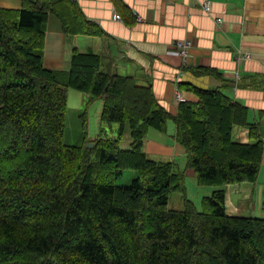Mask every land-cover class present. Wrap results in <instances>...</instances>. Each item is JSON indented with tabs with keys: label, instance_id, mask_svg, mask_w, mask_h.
<instances>
[{
	"label": "trees",
	"instance_id": "1",
	"mask_svg": "<svg viewBox=\"0 0 264 264\" xmlns=\"http://www.w3.org/2000/svg\"><path fill=\"white\" fill-rule=\"evenodd\" d=\"M50 13L66 33L102 34L72 0L0 8V264H264V217L230 215L225 188L257 181L260 119L221 88L193 82L179 87L197 101H181L173 115L151 86L104 72L94 52L74 49L67 71L46 68ZM69 88L102 100L100 120L119 124L117 138L87 140L93 147L65 143ZM169 120L185 149L184 169L144 150L150 130L166 133ZM235 126L249 129V142L234 140ZM127 168L140 176L116 185ZM187 168L197 184L217 187L201 209L188 196ZM177 191L183 210L169 207Z\"/></svg>",
	"mask_w": 264,
	"mask_h": 264
},
{
	"label": "crops",
	"instance_id": "2",
	"mask_svg": "<svg viewBox=\"0 0 264 264\" xmlns=\"http://www.w3.org/2000/svg\"><path fill=\"white\" fill-rule=\"evenodd\" d=\"M72 1L102 34L66 33L61 19L50 13L44 41L46 68L67 71L74 49L94 52L100 56L104 72L132 76L136 83L151 86L158 101L173 115L178 111V92L184 100L198 99L194 93L181 89L180 82L218 87L246 106L252 121L260 119L264 138V118L259 115L264 111V0ZM206 2L210 3V10L205 8ZM21 7L22 0H0V8ZM185 39L192 42L186 58L173 50L177 41ZM188 67L215 69L217 74L198 76ZM83 93L75 94L96 104L101 102L100 119L102 100ZM171 122L168 125L171 134L160 131L152 134L150 130L144 150L154 159L165 157L168 161L186 163L185 149L176 139V124ZM233 138L249 142V129L235 126ZM130 141V135H126L122 147L127 148ZM263 170L264 156L259 176ZM185 172L186 180L197 182L194 169L187 168ZM256 184L257 181L243 182L225 187L230 215H240L254 196Z\"/></svg>",
	"mask_w": 264,
	"mask_h": 264
},
{
	"label": "rangeland",
	"instance_id": "3",
	"mask_svg": "<svg viewBox=\"0 0 264 264\" xmlns=\"http://www.w3.org/2000/svg\"><path fill=\"white\" fill-rule=\"evenodd\" d=\"M70 93L68 92V107L66 111V128L64 133V141L66 144L70 145H82L85 142L87 146L92 142H88L87 140H93L99 136L109 137V138H117L119 134V124L113 123H105L102 122L99 117V110L101 108V102L99 104L93 103V101L89 100L86 96L80 98L78 94L81 93L85 95L83 92L76 90L74 88H69ZM179 103L180 101L177 100ZM172 120L167 123V134H171L168 130V125ZM172 123V122H171ZM102 125V126H101ZM102 127L103 130L99 128ZM264 130V125L262 127ZM103 131V132H102ZM153 133H159L158 130L152 129ZM163 133V132H162ZM126 135H129V129H126L125 134L123 135V139L121 141L124 142L126 139ZM130 148L129 143L126 146ZM125 148V149H127ZM156 160L168 161L167 158H160ZM180 160V159H179ZM185 161V160H184ZM181 163L180 161H175L177 163L178 168H182L185 162ZM140 176V172L138 170L127 168L123 170V173L114 180L116 185H129L133 179ZM188 187V196L191 198L198 208L201 209V198L205 195L211 194L212 190H214L215 186H203L197 184V182L192 183L189 180H186ZM263 201H264V170L263 174L258 177L256 184V191L251 200H248L246 206L241 209L239 216H253V217H264L263 210ZM169 207L176 210L185 209L184 198L181 192H173L170 195L169 199Z\"/></svg>",
	"mask_w": 264,
	"mask_h": 264
},
{
	"label": "built area",
	"instance_id": "4",
	"mask_svg": "<svg viewBox=\"0 0 264 264\" xmlns=\"http://www.w3.org/2000/svg\"><path fill=\"white\" fill-rule=\"evenodd\" d=\"M205 8L207 10H210L211 6L209 2L205 3ZM117 19H121L120 15H116ZM192 42L190 40L185 39L184 41H177L175 43V46L173 47L174 51H177L180 55H182L184 58L188 56V48L191 46ZM177 100L184 101V98L181 96V94L178 92L176 95Z\"/></svg>",
	"mask_w": 264,
	"mask_h": 264
},
{
	"label": "water",
	"instance_id": "5",
	"mask_svg": "<svg viewBox=\"0 0 264 264\" xmlns=\"http://www.w3.org/2000/svg\"><path fill=\"white\" fill-rule=\"evenodd\" d=\"M94 146V142L90 143L89 147H93Z\"/></svg>",
	"mask_w": 264,
	"mask_h": 264
}]
</instances>
